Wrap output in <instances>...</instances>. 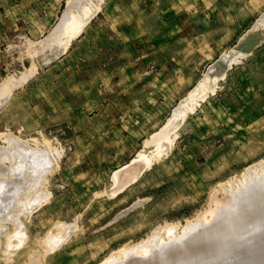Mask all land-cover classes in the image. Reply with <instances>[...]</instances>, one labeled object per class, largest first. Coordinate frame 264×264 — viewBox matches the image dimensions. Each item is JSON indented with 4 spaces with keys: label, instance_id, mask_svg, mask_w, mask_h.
<instances>
[{
    "label": "rangeland",
    "instance_id": "rangeland-1",
    "mask_svg": "<svg viewBox=\"0 0 264 264\" xmlns=\"http://www.w3.org/2000/svg\"><path fill=\"white\" fill-rule=\"evenodd\" d=\"M67 1L0 0V83L7 82L0 88V146L10 132L53 157L51 167L38 165L44 178L37 190L48 198L43 195L36 210L25 209L27 218L25 211L17 215L24 242L5 236L13 230L9 219L0 223L6 228L0 264H29L31 255L33 264H100L119 250L116 264H145L156 258H125L122 248L152 240L156 232L168 243L171 226L170 234L189 226L216 235L194 249L183 242L173 256L187 257L188 250L203 252L196 264L213 253L210 264H264V214H258L264 200L243 216L204 224L226 189L248 170H264V40L232 63L188 113L170 152L109 196L110 174L140 150L153 151L144 142L207 68L254 29L264 0H101L67 47L65 40L47 44ZM241 219L242 232L240 226L225 233ZM6 240L22 246L10 250ZM244 257L252 259L241 262Z\"/></svg>",
    "mask_w": 264,
    "mask_h": 264
},
{
    "label": "bare ground",
    "instance_id": "bare-ground-1",
    "mask_svg": "<svg viewBox=\"0 0 264 264\" xmlns=\"http://www.w3.org/2000/svg\"><path fill=\"white\" fill-rule=\"evenodd\" d=\"M100 3H101V0H68L65 4V7H64L62 14L60 15L58 23L55 24V26L52 29V31L50 32V34L46 37L45 43L47 42V44H54L55 45V43L60 44L61 40H65L66 44L64 46L67 47L70 39L75 37L82 30L84 25L87 24V21L90 20L99 11ZM253 28L254 29L245 32L240 37L239 42L234 47L233 52H229L227 55H225V54L222 55L215 62H213V64H211L207 68V71L204 74V76L194 85V87L189 91V93H187V96L184 97L183 99H181L180 102L178 103V105L172 110L170 116L167 118L164 125L157 132L153 133L151 135V137H149V140L147 139V141L144 142L145 146H148V145L153 146L154 147L153 151L150 153H143V151L140 150L127 163H125L121 167L115 169L110 174L109 180H110L112 186H111V191L109 192L111 194L109 196H111V195L113 196V195L123 191L124 189L128 188L132 184H135L144 175V173L146 171H148L152 168L155 161H159L161 158H163L164 156H166L170 152V150L173 147L174 141L177 137L176 130L185 121L188 113L193 112L196 109V107L199 105V102L205 100L207 94L209 92H213L215 90V88L217 87V81L219 79H222L225 76L226 70L231 67L232 63H236L240 57H245L247 54H249V52L252 51L254 46H256L257 44L261 43L264 40V13L261 16L260 20L254 25ZM58 41L60 43H58ZM45 43H44V45H45ZM49 47H51V46H49ZM7 78H9V76ZM10 80H14L13 77H11L9 79V81ZM6 84H7V82L6 83H4V82L0 83V88H2L4 86L2 88V92L4 91V89H6L5 88ZM2 92H0V93H2ZM6 134H3V136ZM8 134L6 135V137H4L6 144L3 146H0V223H1V221H3L2 223L7 222V220L9 219L8 223L12 224L13 230L11 231L12 234L8 235L6 233L7 235H5V236H7L8 239H10L9 241H11L13 238H14L13 240H15V238H16V240H19L21 243L23 240L26 239V236L24 235L25 230L21 231L22 227L20 225L21 224L20 221H18L17 215L20 216V213L22 215V212L25 211V209H28L29 212L32 209L36 210L34 207L36 206V208H37V205L42 204V202H43L42 200H44V197L42 198V196L47 194L46 193L47 191L44 192L45 191L44 190L42 192L44 194H40L41 192L39 193V191L37 190L38 188L41 187V186L40 187H38V186L41 185L40 184V183H42L41 180L44 178L43 177L44 172L41 171L39 173L38 165H42V163H48V162H50V164H51V161H47V160H50L48 158L51 157V155L49 153V148H48L47 152L49 153L48 156L49 155L50 156L47 158V155H46L47 153L46 154L44 153V152H46L45 150L44 151H38V149H35V147L29 146L26 143V141L22 142L18 138L14 137V135L11 136L10 132ZM46 148H44V149H46ZM51 158L53 159V157H51ZM44 165L49 166V163L44 164ZM48 166L47 167L45 166V168L48 169ZM51 166H52V164L49 167H51ZM41 167H42V169L39 166L40 170H43V166H41ZM54 167H55V164H54ZM35 168L37 169L38 175L35 174L36 173ZM45 171L47 172V170H45ZM39 174H40V176H39ZM35 175H37V177ZM38 177H39V179H38ZM37 191L41 195V196L40 195L38 196L39 201L36 200L37 196H35V195H38ZM225 195H226V197L224 199H222L218 209L211 212L210 216L212 215L211 216L212 218L210 217L211 219L207 220L204 223L205 225H209L211 222H214L215 220L218 221L217 219L220 217L222 218V216H224V215L225 216H231L232 218H234L235 216H243V215L247 214L249 212V210L251 208H253L257 202L264 200V170L263 171H251V170L249 171L248 170L246 173H244L242 175L241 179L236 180L234 185H231L229 189L225 190ZM39 197L42 199H40ZM47 198H48V194H47L46 199ZM34 200H36V203ZM29 202L33 203V206H32V204H29ZM37 202H40V203H37ZM261 205L264 206L263 203H261ZM13 210L14 211L16 210V213H14ZM28 210L23 213L25 217L27 215H29ZM258 214H260V215L264 214V211L258 212ZM25 217H24V219H25ZM226 218H228V217H225L224 219H226ZM255 218H251V220L252 219L254 220ZM11 221H13V222L11 223ZM262 221H263L262 223H264V219H262ZM257 222H258V220H257ZM214 223H216V222H214ZM251 223L253 225V222H251ZM59 224H58V227L60 226ZM211 224H213V223H211ZM250 224L247 223L248 226H250ZM63 225H65V224H63ZM245 225H246V220L242 221V219H241L239 224H230L227 227V229L225 228L223 230L225 231V233H231L232 231H235L236 229H238V227L241 226L240 229L242 232V229H244ZM248 226H246V227H248ZM256 226H258V224H256ZM62 227L63 226L61 224V228ZM188 227L184 228L182 230V233H180V234H178L176 231L172 232L170 234L171 231H174V227L171 226L168 229L169 231H167V233L169 232L168 238H167V236L165 237V238H167V240H169L168 243H166L163 240V238L157 236L158 234H160V232L156 235V233H157L156 231L158 229L157 228L154 231V233L155 232L156 233L154 235L152 234L153 235V237H151L152 240L151 239L148 240L149 239L148 238L145 242H139L140 244H135V245L133 244L134 246L131 245V247H129V248L128 247L122 248V249H125V250H122V252L124 251L123 253H124L125 258L126 257L129 258V256H133V255H137V254H140V256H142V257H143V255H146L145 257H147V254H151L150 256H148L149 258H156L154 261L150 260L151 262L146 261L145 264H191L194 261L196 262L197 258H199V254H202L203 252L199 253V252H196V250H193L196 253L193 252L191 255H189V251H188L189 249L188 248H190V246H192L191 249H194V245L198 242H199V244H201L202 242H203L202 244H205L206 242L204 240L207 239L208 237H210L211 235H214V232H209V233L205 232L206 234L203 235L202 230H201L202 234H200L201 231L199 229L198 230L200 232L195 231L196 229L192 230ZM2 229H5V231H6V228L0 227V230H1L0 233L1 234L3 232H5V231L2 232ZM187 229H188V231H187ZM189 230H192V231L190 232ZM245 230H247V229H245ZM209 231H211V229ZM193 232H195V233H193ZM243 232H244V230H243ZM240 235H242V233H240ZM0 236H3V235H0ZM5 236H3V237H5ZM160 236H161V234H160ZM215 236L216 235H214V237ZM225 236L226 235H224V237ZM232 236L233 235H231L230 238ZM229 241H226V242H229ZM6 242H7L6 244L9 245V246L8 245L7 246L9 247L10 250L11 249L13 250V248L15 249V247L17 248V246H19V247L22 246V245L18 244V242L15 244L10 243V242L8 243V240H6ZM183 242H186L187 244L183 243ZM181 244L182 245L186 244V246H184V247H186L185 249H188V250L186 251L185 255L188 252V254H187L188 256L187 255H186L187 257L181 256V255L180 256L175 255L176 257L173 256V254L176 253L175 252L176 248L177 247L181 248V246H182ZM54 246H55V244H54ZM8 247H6V248H8ZM196 247H198V246H196ZM207 247H209V246L206 245V248L203 247V248H205L204 250H206ZM224 247H225V245H224ZM153 248L156 249L155 252L152 251ZM171 248H173L172 252L168 251ZM209 248H211V247H209ZM214 248L216 249V247H214ZM215 249L213 250L214 252H216L215 254H218L217 256H220V254H219L220 252L215 251ZM10 250L7 251V249H6L9 256L12 255V254L10 255V253H9ZM52 251H53V249H52ZM119 251L113 252V253L111 252V255L109 257H107L106 259H104L102 261V263H100V264H116L117 262L119 263V261L121 260V259L119 260V253H121ZM3 252H4V250H3ZM223 252H226V251L223 250ZM231 252H233V250ZM170 253H172V254L170 255ZM228 253H230V252H228ZM226 254L227 253L222 254V252H221V255H223V260L225 259L226 256H224V255H226ZM233 254H234V252H233ZM233 254H231L230 256H232ZM213 255H214V253L211 255L212 258H210V260L215 259V258L213 259ZM259 255H262V254L259 253ZM259 255H258V257H259ZM138 257L139 256H137V258ZM209 257H210V255H209ZM251 257H252V255H251ZM30 258L33 259V256L31 255ZM34 258L36 260L37 257L34 256ZM227 258H229V255L227 256ZM252 258H250V257L245 258V259H243L244 261L242 260L241 262L250 261ZM32 259L30 260V263L34 260V259L33 260ZM228 260L229 259H227L226 261H228ZM209 261H207L206 264H210ZM228 262H230L229 264L235 263L234 261H228ZM228 262H227V264H228ZM31 264H33V263H31ZM120 264H121V262H120ZM201 264H203V262ZM224 264H226V263H224Z\"/></svg>",
    "mask_w": 264,
    "mask_h": 264
},
{
    "label": "crops",
    "instance_id": "crops-1",
    "mask_svg": "<svg viewBox=\"0 0 264 264\" xmlns=\"http://www.w3.org/2000/svg\"><path fill=\"white\" fill-rule=\"evenodd\" d=\"M53 1H55V0H53ZM65 7V6H64ZM60 18V17H59ZM59 21V20H58Z\"/></svg>",
    "mask_w": 264,
    "mask_h": 264
}]
</instances>
